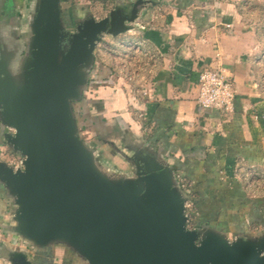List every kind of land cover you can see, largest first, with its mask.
I'll return each instance as SVG.
<instances>
[{
    "label": "water",
    "instance_id": "1",
    "mask_svg": "<svg viewBox=\"0 0 264 264\" xmlns=\"http://www.w3.org/2000/svg\"><path fill=\"white\" fill-rule=\"evenodd\" d=\"M134 18V10L115 9L72 30L61 0H37L27 56L13 62V52L1 53V138L22 157L16 169L0 161V184L14 205L9 230L35 251L62 246L83 264H264V231L229 238L207 224L186 227L190 197L153 146L109 139L131 168L123 173L80 135L73 106L88 88L92 51L102 35L131 31ZM5 258L35 264L24 251Z\"/></svg>",
    "mask_w": 264,
    "mask_h": 264
},
{
    "label": "crops",
    "instance_id": "2",
    "mask_svg": "<svg viewBox=\"0 0 264 264\" xmlns=\"http://www.w3.org/2000/svg\"><path fill=\"white\" fill-rule=\"evenodd\" d=\"M36 8L37 0H0V56L13 52V62L27 56ZM115 9L125 15L134 10L132 30L117 39H138L150 68L143 89L131 86L105 65L111 62L104 42L109 36L102 35L92 51L88 88L73 106L80 135L107 165L106 150L117 156L125 168L116 171L123 173L131 168L107 146L109 139L136 138L153 146L174 166L176 179L190 182L189 192L180 188L194 200L196 227L207 224L232 236L263 232L264 195L255 196L245 178L247 172L264 175V104L254 81L262 32L254 14L238 0H61L62 21L72 30L79 19L100 20ZM206 67L223 70L233 81V110L226 116L196 104ZM1 134L0 127V161L16 169L22 157ZM13 214V201L0 184V264H10L5 256L11 251L28 253L35 264H54L56 248L83 264L62 246L46 252L28 247L9 230Z\"/></svg>",
    "mask_w": 264,
    "mask_h": 264
},
{
    "label": "rangeland",
    "instance_id": "3",
    "mask_svg": "<svg viewBox=\"0 0 264 264\" xmlns=\"http://www.w3.org/2000/svg\"><path fill=\"white\" fill-rule=\"evenodd\" d=\"M242 1L243 9L245 11L254 14L253 22H257L262 32V41L257 53V62H254V75L255 85L262 98L264 104V0H238ZM129 36V35H127ZM122 39L108 37V41H104L107 50L108 59L111 62H105V65L114 71L121 79H124L131 86L136 89H143L144 75L147 69L150 68V62H145L146 51L141 47V43L138 39H135L133 35ZM154 64V62H151ZM152 64V65H153ZM104 157L108 159V165L117 170L120 167L125 168V165L121 162L117 156H112L111 152L105 151ZM117 168V169H116ZM247 184H251L250 188L254 192V195H264V175L263 176H249L247 178ZM252 195V194H251ZM195 199V195L193 196ZM191 210L194 214L192 220L189 222V226L193 229L200 223V218L197 216L195 204L191 206ZM231 238L232 234H228ZM52 260L54 264H78L77 261H73V258L69 256L64 250L56 248L52 254Z\"/></svg>",
    "mask_w": 264,
    "mask_h": 264
},
{
    "label": "built area",
    "instance_id": "4",
    "mask_svg": "<svg viewBox=\"0 0 264 264\" xmlns=\"http://www.w3.org/2000/svg\"><path fill=\"white\" fill-rule=\"evenodd\" d=\"M197 97L196 104L203 109H213L219 111L223 116L232 113L233 104L235 99V89L232 79L227 76L223 70L213 67H206L200 74L196 85ZM19 159L17 163L19 164ZM246 181L249 176L255 175L253 172H247ZM178 184L186 191H190V182L184 178L177 176ZM248 182V181H247ZM251 185V184H248ZM194 204L193 199L190 197V201H186L185 216L187 218L186 227L192 229L189 226V222L194 217L191 210V206Z\"/></svg>",
    "mask_w": 264,
    "mask_h": 264
},
{
    "label": "flooded vegetation",
    "instance_id": "5",
    "mask_svg": "<svg viewBox=\"0 0 264 264\" xmlns=\"http://www.w3.org/2000/svg\"><path fill=\"white\" fill-rule=\"evenodd\" d=\"M100 139H104V138H102V137L100 136V137H98L96 140H100Z\"/></svg>",
    "mask_w": 264,
    "mask_h": 264
},
{
    "label": "trees",
    "instance_id": "6",
    "mask_svg": "<svg viewBox=\"0 0 264 264\" xmlns=\"http://www.w3.org/2000/svg\"><path fill=\"white\" fill-rule=\"evenodd\" d=\"M193 202H194V200H193ZM264 223V222H263Z\"/></svg>",
    "mask_w": 264,
    "mask_h": 264
}]
</instances>
